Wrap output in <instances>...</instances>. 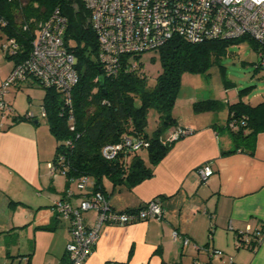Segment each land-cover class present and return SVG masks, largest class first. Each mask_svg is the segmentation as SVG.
<instances>
[{"label":"crops","instance_id":"1","mask_svg":"<svg viewBox=\"0 0 264 264\" xmlns=\"http://www.w3.org/2000/svg\"><path fill=\"white\" fill-rule=\"evenodd\" d=\"M1 57L0 83L10 69ZM25 84L33 85L26 81L12 86L19 89ZM42 99L43 93L34 119L37 124L24 119L0 128V242L6 249L3 251L17 254V261L26 264L33 263L39 248L46 254L35 264L65 262L69 240L68 222L55 214L53 205L29 220L31 217L23 216L21 199L4 188L10 176L16 185L19 180L41 188L47 184L39 166L48 159L46 137L38 141ZM193 103L188 99L184 108H192ZM203 114L207 118L203 124L196 123L200 115L193 111H187L183 118L174 116L178 126L192 133L174 142L165 158L153 166L152 177L130 187L122 183L112 188L107 179L103 180L104 195L113 210L136 209L158 198L163 215L160 221L102 225L98 241L83 264H264V236L255 250L234 244L239 230L260 227L264 231V132L257 133L252 156L241 151L222 155L232 150L231 137L218 138L219 125L212 122L214 113ZM224 117L223 127L227 129L228 111ZM206 164L213 175L201 183L197 171ZM64 180H51L50 203L62 199L66 191L73 193V203L80 198L74 183ZM82 216L85 226L94 223L92 211ZM173 232L180 239L174 240ZM181 238L188 239V244L184 245ZM212 250L221 251L222 256L213 257Z\"/></svg>","mask_w":264,"mask_h":264},{"label":"trees","instance_id":"2","mask_svg":"<svg viewBox=\"0 0 264 264\" xmlns=\"http://www.w3.org/2000/svg\"><path fill=\"white\" fill-rule=\"evenodd\" d=\"M56 9L66 19L63 43L76 58L74 67L78 80L69 91L71 119L62 92L54 88L47 90L31 77L23 82L36 83L43 91L41 105L45 110V123L56 142L52 163L64 172L63 178L67 182L89 177L93 182V193L104 194V179L112 184V188L122 183L130 187L153 176V166L165 158L174 144L163 145L161 139L167 131L183 128L176 124L172 112L182 73H205L217 64L225 83V69L220 60L228 55V48L247 39L252 48L259 49L248 37L203 41L193 45L173 37L156 50L161 71L156 75L154 85L147 87L141 64L133 71L127 69V64L131 60L136 61L140 55L122 57L117 74L104 76L98 60L97 39L87 21L89 11L84 0H0V34L6 41L14 39L19 46L16 55L6 56L12 60V67L28 58L39 23ZM101 75L104 76L102 86L98 80ZM249 89L238 92V101L226 109V128L233 148L222 155L241 151L252 156L255 137L257 133L264 132V102L252 106L242 101L243 94ZM221 107L220 101L207 99L194 102L191 111L196 114L215 113ZM150 110L155 111L157 118L155 129L148 134ZM24 119L13 117L14 122ZM126 138H140L149 144L139 150L147 153L150 166L143 162L139 150L131 151L126 147L119 150L112 160L102 155L101 150L105 146L122 144Z\"/></svg>","mask_w":264,"mask_h":264},{"label":"built area","instance_id":"3","mask_svg":"<svg viewBox=\"0 0 264 264\" xmlns=\"http://www.w3.org/2000/svg\"><path fill=\"white\" fill-rule=\"evenodd\" d=\"M84 6L89 11V26L96 36L98 60L106 77L117 74L122 57L156 51L173 37L192 45L248 37L258 45L261 65H264V0H84ZM65 28L66 19L57 9L39 23L28 58L13 66L0 86V108L5 114L13 112L10 103L4 101L8 88L29 77L47 90L54 88L62 92L69 116L72 114L69 91L78 77L74 67L76 58L63 43ZM16 44L14 39H9L1 45L6 56L16 55L19 49ZM136 67L133 60L127 64L130 71ZM44 116L45 110L41 106L39 118L45 119ZM35 117L27 112L23 118L30 121ZM191 133L190 129L177 127L167 131L161 143L171 144ZM148 145L140 138H126L122 144L105 146L101 152L107 160H112L123 147L137 151ZM46 166L49 174L64 175L52 162ZM197 174L199 181L206 183L213 175L212 168L209 164L203 165ZM69 181L76 182V189L82 194L73 203L72 192L66 191L62 199L52 202L55 214L68 222L69 240L64 250L66 260L58 264H83L96 245L104 224L124 226L162 218L163 210L158 199L136 209L116 211L104 194L93 193V182L89 177ZM87 211L95 215L90 227L85 226L82 216ZM237 232L236 248L255 250L264 236L260 227ZM176 233H172L174 240L180 239ZM181 240L184 245L188 244V239ZM192 246L199 249L195 244ZM210 254L213 257L222 256V252L217 250L210 251Z\"/></svg>","mask_w":264,"mask_h":264},{"label":"rangeland","instance_id":"4","mask_svg":"<svg viewBox=\"0 0 264 264\" xmlns=\"http://www.w3.org/2000/svg\"><path fill=\"white\" fill-rule=\"evenodd\" d=\"M87 21L89 22L88 19ZM5 41V38L0 34V56L2 55L1 58L8 63L11 69L13 62L11 59L6 58L1 46L5 43ZM252 47V44L247 39H245L240 43L228 48V55L220 60L221 66H223L225 69V83L220 73V67L217 64L212 65L205 73H182L180 80L181 86L177 98L175 99L176 102L173 115L175 117L183 118L186 117L187 111L192 112L190 111L192 108L188 107V110L184 108V105L188 99H192L194 102L207 99L220 101L222 103V107L220 110L218 108V111L214 113V119L212 122L219 125V128L216 129V135L218 138L221 139L225 135H230L229 130L223 127L225 124V122H223L225 121L224 115H226V109L228 105L234 104L238 101V92L250 88L243 94L244 96H242V101L244 103L255 106L258 103L264 102V65H261V59L259 57L258 50H255V48ZM137 60L135 61L136 65L141 64L142 71L145 73L147 87L153 86L155 83V78L157 77L156 75L161 71L158 52H144ZM10 69H8L9 71L7 76L11 72ZM5 79H3V81ZM1 84L2 81L0 86ZM42 92V89L36 83H33L32 86H27L26 84L22 85L19 89H16L13 86L9 87L7 93L4 95V101L10 103L13 112L5 114L0 108V128H6L9 124L14 122L13 117L23 118L27 112L33 113L36 116L39 108L38 104H40L42 98ZM198 115H200V118H198L196 121L197 124H203L206 122L207 118L204 116L206 114L200 113ZM209 117L213 116L209 115ZM156 118L157 115L155 111L150 110L148 112V124L146 128V132L148 134H151L155 129ZM30 121H34V119ZM37 128L40 132L38 134V141L45 139L44 136L47 140L45 154L47 155L48 159L39 165L42 170L41 174L47 183L46 186L41 188L38 185L29 183V181L26 180H19V185H16L12 183L11 180L14 178L11 176L10 179H7L8 183L6 182L4 184V188L13 194H16V196L21 199V204H23L22 208L24 210L23 216L31 217L29 220H31L35 214V216H39L40 211L49 210V208L53 205V203H50L51 198L49 197V195L52 194V191L49 190L51 180H53V178H57L58 180L65 181L63 175L56 174L53 176L52 174H49L48 166H46L48 163L51 164L53 160V152L56 142L50 135L47 124L42 118H39V124ZM139 155L145 163H148L147 153L144 150L139 151ZM72 183H74L73 187L77 188L76 182ZM17 218H20V216H17ZM1 245H3V242H0V264H26L24 261L21 263L17 261V254L12 252L7 254V251H3L6 249L2 248ZM45 251V249L39 248V250L36 251L34 261H41L46 254ZM34 261L33 263L35 264Z\"/></svg>","mask_w":264,"mask_h":264},{"label":"water","instance_id":"5","mask_svg":"<svg viewBox=\"0 0 264 264\" xmlns=\"http://www.w3.org/2000/svg\"><path fill=\"white\" fill-rule=\"evenodd\" d=\"M103 77H104L103 75H101L100 77H98L99 78L98 80H99L101 86L103 85V81H104V78ZM33 123L34 124H37L38 123V120H34Z\"/></svg>","mask_w":264,"mask_h":264}]
</instances>
